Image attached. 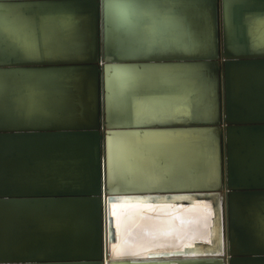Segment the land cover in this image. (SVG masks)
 Here are the masks:
<instances>
[{"label":"bare ground","instance_id":"obj_1","mask_svg":"<svg viewBox=\"0 0 264 264\" xmlns=\"http://www.w3.org/2000/svg\"><path fill=\"white\" fill-rule=\"evenodd\" d=\"M101 2L102 11L110 14L114 42L117 47L123 46L121 51L127 47L129 58L163 57L161 54L166 53V44L169 50L184 54L194 43V39L187 41L182 18L169 14V0ZM250 3L253 2L224 0L225 22H222V26L234 27L235 8ZM5 7V13L0 14V36L17 45L21 55L28 61H39L40 51L33 18L24 17L19 4H6ZM102 16L104 18L103 13ZM60 17L47 16L39 23L45 60H55L57 57L86 59L89 35L84 38V33L87 29L73 27L71 20ZM210 17L215 22L216 8H212ZM239 18L242 40L228 46L229 53L251 56L264 54V10L243 7ZM63 23H66L63 28L58 27ZM221 30V26L217 30L215 25V34L211 31L213 56L221 67V70L218 68L217 77L220 112L218 129H111L113 125L125 122L122 119L129 109L132 123L140 126L211 121L216 114L215 80L213 69L199 64L107 65L106 100L107 107L112 109L114 121H106L107 188L104 189V177L101 176L100 193L96 198L102 206L106 195L117 193L122 188L134 192L109 196L108 229L113 240L108 252L102 228L99 264H225L227 259L230 264H264L255 258L236 257L254 255L257 249L264 251V191L244 195L238 190L260 187L225 186L230 173V154L234 166L232 171L239 180L249 185L258 182L264 184V129L244 128L246 130H242L240 135L232 132L238 123H264V61L234 62L222 69L223 63L233 57L222 56V42L219 40ZM237 30L233 29L235 32ZM195 42L200 48L205 47V39L199 38ZM29 48H35L36 55H28ZM104 61H112V57L107 55ZM153 90L157 94L151 95ZM96 103V79L90 69L69 70L41 65L0 66L1 121H9L16 114L31 123L97 127L94 132L100 134L102 128H99ZM231 103L237 108L240 118L224 116L231 109ZM3 141H0V187H16L25 191L36 183L44 185L48 192L58 188L71 190L74 187H89L92 178L85 157H80V162L87 170L86 175H83L82 167L75 173L68 169L48 171L44 166L48 161L41 158L35 166L26 167L23 159L13 155L6 157V152L12 151L9 145L13 140L3 138ZM231 141L234 144L229 152ZM82 146V154H86ZM100 150L101 145L95 143V155ZM47 152L55 153L52 150ZM102 158L100 154L101 165ZM193 184L221 186V192L170 196L160 193V189L166 186L172 189ZM227 192L231 199V212L241 215L240 221L247 228L244 231L240 227L239 233L232 228L231 252L226 237V242H223L226 254L215 261L162 260L153 263L145 259L147 255L161 253L192 256L197 253H219L222 250L220 200ZM90 201L82 197L76 200L0 198V252L8 247L18 249V246L24 245L27 234L36 236L41 228L53 231V236L59 242L71 236L68 242L70 246L81 242V249L90 252ZM8 225L11 229L6 231ZM34 256L32 259L35 260L26 263L0 260V264H75L40 263L39 260L46 257L44 249Z\"/></svg>","mask_w":264,"mask_h":264},{"label":"water","instance_id":"obj_2","mask_svg":"<svg viewBox=\"0 0 264 264\" xmlns=\"http://www.w3.org/2000/svg\"><path fill=\"white\" fill-rule=\"evenodd\" d=\"M102 0H0V14L5 13L6 4H19V9L24 17H32L34 21V29L36 34V41L39 47V61H28V58L21 55V50L17 45L11 44L9 40H5L0 36V66L3 67H29L33 65L50 66L51 68H61V69H90L96 79V110L99 116V128H102L100 134H96L94 131L95 127L89 126H50L39 123L26 122L21 119L20 116L16 114L9 121H1L0 112V141L3 143V138H11L12 144L9 145L12 149L11 153L6 152V157L10 155L17 156L26 162V167H32L36 165V161H41L44 159L48 161L44 164L48 171H64L69 170L71 172L78 171L79 167H82L81 158H86L90 169V179L89 187H74L70 189L58 188L54 192H48L44 185L32 184L30 189L22 191L23 189L10 188V187H0V198H7L12 200L18 199H29L36 200L38 198L47 199H79L80 197L91 200V210H92V225L90 232V243L91 251L88 249H81V242L68 244L71 236L65 241H57L56 237L53 236L54 232H48L45 228H41L37 231L36 236L32 234H27L24 237V245L18 246V249L6 248L0 252V260H6L15 263H26L34 258L35 254L41 249L45 250L46 257L39 260L40 263H84V264H99L98 258L101 257L102 251L100 249L101 245V229L103 228L105 235V243L107 251L109 252V244L113 237L109 235L108 229V199L109 196L113 195H128L134 192L130 189L122 188L117 193L106 195L104 197L103 205L100 206L96 196L100 193V178L104 177L103 187L107 188V172H106V121L110 120L112 123L113 115L112 109L107 107V87H106V68L107 65L117 64L120 66H130V65H142L147 63L152 64H199L206 67H211L214 72V95L216 99V114L211 121H192L190 123L184 124H153V125H136L132 123V113L129 109L125 114V120L122 119L121 124L113 125L111 129H158V128H215L218 129L220 123V112H219V93H218V68L220 67L213 56V47L211 44V31L213 35L215 34V25L221 29V37L219 40L222 42L221 53L222 56L233 57L222 65V69L225 66L230 65L234 62H244V61H264V54L257 55H231L228 51V46L237 44L242 40V33L239 30L240 18L239 14L241 8L250 7L256 10H264V0H251L253 3L247 4L241 7L235 8L234 21L232 28H225L222 26L223 10H224V0H169L171 3V9L169 14H174L180 16L186 28V38L187 41L194 39V43L190 45V50L186 53L188 55L181 54L178 51L169 50V45L166 44V53H162L163 57L158 58H129L127 57V47L122 50V47H117L114 42V38L111 36V22L110 14L108 11H102ZM216 8V20L211 21V10ZM105 9V8H104ZM238 11V12H237ZM104 14V18L102 16ZM51 16H61L60 18H66V20H71V25L81 26L87 29L84 33V38L87 36V51L88 55L86 59H70L57 57L55 60H45V56L42 52V35L40 30V22L44 17ZM64 24H59L58 27L63 28ZM224 27V28H223ZM237 28V32L233 29ZM220 36V33H219ZM199 38L205 39V47L200 48L198 43L195 41ZM219 41V42H220ZM125 53V54H121ZM111 56L112 61H104L105 56ZM103 60V61H102ZM102 61V62H101ZM98 65V66H97ZM221 70V67H220ZM220 74V72H219ZM155 92V93H153ZM157 94L156 90L152 91V94ZM221 94V93H220ZM193 97V94H191ZM222 96L220 95V99ZM224 116L233 118H240L237 113V108L231 103V109L227 110ZM222 115V113H221ZM222 118V117H221ZM237 127L232 130L235 135H240L244 128H260L264 129V123H238ZM241 128V129H240ZM110 129V128H108ZM240 130V131H239ZM2 133H7L6 135ZM4 136V137H3ZM101 138V144H100ZM220 138L218 137L217 144L218 149H220ZM95 143L97 146L101 145V150L95 155L94 147ZM234 142L231 141L229 145V152H231L230 147L233 146ZM85 147L86 154L81 149ZM84 149V150H85ZM47 150H52L55 153L49 154ZM13 152V153H12ZM43 152V154H42ZM21 153V154H17ZM38 153L39 155H36ZM66 155H62V154ZM100 154L102 155V165L100 164ZM19 155V156H18ZM36 157L38 159H36ZM96 157V159H95ZM41 158V159H40ZM76 163L78 166H76ZM232 156L229 157V170L230 173L227 177V184L233 186H252L260 187L257 189H242L238 190L239 193L248 195L251 193H257L258 191H264V184L261 182L245 184L238 179V176L234 171ZM83 175H86V168L82 167ZM224 184V179H223ZM263 187V188H262ZM21 191V192H20ZM220 187H203L202 185H191L184 186L180 188H167L160 189V193L166 194L168 196L172 194H209V193H220ZM5 196V197H3ZM221 211H220V236H221V251L219 253H200V254H152L147 255L145 258L149 262H159L162 260L166 261H176V262H203L218 260L219 257H223L226 254V248L224 250V241L228 242V249L231 252V242H232V228L240 232L241 229L245 231V225H242L240 221L241 215H238L234 211L231 212V199L227 192L221 196ZM102 207V208H101ZM102 215V218H101ZM102 224V225H101ZM246 224V222H245ZM247 225V224H246ZM102 226V227H101ZM243 227V228H242ZM247 227V226H246ZM11 229V226L6 227V231ZM36 228L34 229V231ZM245 233V232H244ZM49 235V236H48ZM57 235V234H55ZM246 237V234H245ZM36 241V242H34ZM247 247V245H244ZM226 247V246H225ZM183 255V257H179ZM236 257L244 258H255L261 262H264V251L256 250L254 255H237ZM133 259V258H132ZM144 258H134L133 260H142ZM35 260V259H32ZM228 261V263H227ZM223 262V258H222ZM224 264V263H223ZM225 264H230L229 260H226Z\"/></svg>","mask_w":264,"mask_h":264},{"label":"snow or ice","instance_id":"obj_3","mask_svg":"<svg viewBox=\"0 0 264 264\" xmlns=\"http://www.w3.org/2000/svg\"><path fill=\"white\" fill-rule=\"evenodd\" d=\"M27 54L32 56L36 55V49L35 48L27 49Z\"/></svg>","mask_w":264,"mask_h":264}]
</instances>
